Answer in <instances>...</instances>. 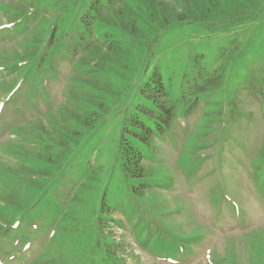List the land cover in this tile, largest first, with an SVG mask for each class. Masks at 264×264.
Segmentation results:
<instances>
[{"label":"rangeland","instance_id":"rangeland-1","mask_svg":"<svg viewBox=\"0 0 264 264\" xmlns=\"http://www.w3.org/2000/svg\"><path fill=\"white\" fill-rule=\"evenodd\" d=\"M97 8L118 26L90 34ZM110 34L125 59L94 74ZM155 68L174 117L144 163L169 185L139 197L110 113L51 135L81 78L113 106ZM0 264H264V0H0Z\"/></svg>","mask_w":264,"mask_h":264},{"label":"trees","instance_id":"trees-1","mask_svg":"<svg viewBox=\"0 0 264 264\" xmlns=\"http://www.w3.org/2000/svg\"><path fill=\"white\" fill-rule=\"evenodd\" d=\"M148 1L151 2L152 0ZM171 9L174 8L171 7ZM96 10H98V8L94 10L91 16H87V12L83 14V18H88V22L85 23L87 30L89 31L90 29V34L94 31V21H96L98 27L103 24L101 22L118 26L115 18L110 19V17H107L104 21H102L103 19L99 20L96 16ZM127 30L130 33L135 32L133 26ZM112 36L114 35L110 34L103 39L106 43L99 44V47L94 46L93 48L91 47V49H85L90 55L89 59L94 61L92 64L87 63L85 65H87L86 67L91 69V71H94V74L106 76L107 72L110 71L105 69L107 63L119 62L121 59H125L124 57L127 52H124L119 46L114 44L110 45L108 43V40ZM117 66L119 65L117 64ZM94 74L92 73V75ZM92 78L94 79L84 77L77 82L85 85L89 90L94 92L97 91L96 97L86 93H80V96L89 102V109H86V111H77L75 109L77 108V100L75 96L72 95L71 100L74 107L70 109H62L65 111H60L55 114V122L56 117L58 116L61 118V121L57 122L54 126V129L52 130L53 135H51V131L49 130V135H51L52 138L54 137V134L59 135L60 137L61 135L64 136L66 134L69 136H75L74 128L77 126H81L84 130L90 132L98 122L97 119L99 120L102 116L110 113L112 124L117 130H119L117 136V150L123 176L125 180L129 179L135 181V186H137V188H133V190H138L136 195L139 197H145L146 191L150 189V187L154 185H169V181H166L164 178H157L155 172L148 168L144 163L146 156H153V153L155 152V140L157 138H160L161 140L163 139L161 137L169 131L174 117V105L169 100V94L165 88L163 77L159 72V69L155 68L145 80L135 82V91L131 99H126L123 103L114 102L113 106H107V99L102 96V92L105 91V85H100L102 88L95 87V84L97 86L99 85L98 78ZM93 80L94 85L91 84V81ZM122 84L125 86L126 82L123 80ZM112 97V95L109 96V98ZM103 99H105L104 103L107 107L102 106ZM92 104L98 106L99 110L96 111L100 113V117L93 110ZM105 120L102 121V123H104ZM41 122H39L36 127L43 131L46 130V133H48V126ZM31 133L34 134L33 131H31ZM94 133H96V131H91L90 135H94ZM53 140L56 142L54 138ZM58 142H60V139H58ZM56 144L59 143L56 142ZM13 151L15 150L8 153H13ZM101 225H103V223H101ZM106 251L115 258L117 252L112 244L108 245Z\"/></svg>","mask_w":264,"mask_h":264}]
</instances>
